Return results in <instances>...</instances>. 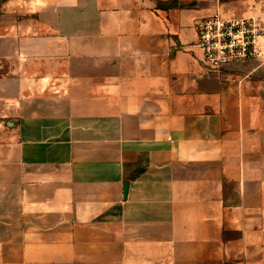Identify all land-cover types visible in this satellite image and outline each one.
I'll return each instance as SVG.
<instances>
[{"label":"crops","instance_id":"0c3cea01","mask_svg":"<svg viewBox=\"0 0 264 264\" xmlns=\"http://www.w3.org/2000/svg\"><path fill=\"white\" fill-rule=\"evenodd\" d=\"M220 5L0 0V264H264V62L205 65Z\"/></svg>","mask_w":264,"mask_h":264},{"label":"built area","instance_id":"2783aa9c","mask_svg":"<svg viewBox=\"0 0 264 264\" xmlns=\"http://www.w3.org/2000/svg\"><path fill=\"white\" fill-rule=\"evenodd\" d=\"M196 47L213 72L248 61L264 62V24L259 17L229 18L217 11L197 24Z\"/></svg>","mask_w":264,"mask_h":264},{"label":"rangeland","instance_id":"374dc122","mask_svg":"<svg viewBox=\"0 0 264 264\" xmlns=\"http://www.w3.org/2000/svg\"><path fill=\"white\" fill-rule=\"evenodd\" d=\"M220 2V8L217 11H220L224 14H227V15H231L232 18H242L244 17V15H242V0H219ZM56 89L55 88H52L50 91H49V105L50 106H54V111H56V105L57 103L55 102V99H56ZM98 107V105L96 106ZM98 109V108H97ZM80 110L81 111H87L88 110V105H85V104H82L81 107H80ZM8 122V121H7ZM7 122L5 123L6 124V128L8 127L7 125ZM2 142H5L3 140V138L0 139V143Z\"/></svg>","mask_w":264,"mask_h":264}]
</instances>
